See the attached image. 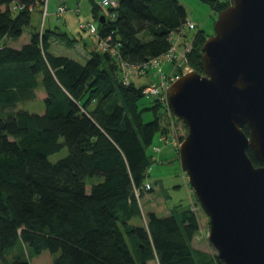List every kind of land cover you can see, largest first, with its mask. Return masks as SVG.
I'll use <instances>...</instances> for the list:
<instances>
[{"label": "trees", "instance_id": "obj_1", "mask_svg": "<svg viewBox=\"0 0 264 264\" xmlns=\"http://www.w3.org/2000/svg\"><path fill=\"white\" fill-rule=\"evenodd\" d=\"M201 1L216 14L231 3ZM90 2L98 37L119 44L129 64L165 52L169 34L188 20L177 0H117L107 16ZM39 6L42 0H0V264H221L192 249L198 224L184 208L148 212L145 226L133 222L140 211L134 190L149 175L147 149L168 129L163 105L154 100L140 110L142 88L124 85L107 53L90 52L83 63L51 53V40L67 33L41 27L21 46L6 44L20 39ZM192 31L190 65L203 74L208 35ZM35 97L41 112L16 109ZM63 147L67 155L51 163Z\"/></svg>", "mask_w": 264, "mask_h": 264}, {"label": "water", "instance_id": "obj_2", "mask_svg": "<svg viewBox=\"0 0 264 264\" xmlns=\"http://www.w3.org/2000/svg\"><path fill=\"white\" fill-rule=\"evenodd\" d=\"M200 51L203 74L189 72L166 91L187 129L180 165L221 264H264V0H232Z\"/></svg>", "mask_w": 264, "mask_h": 264}, {"label": "rangeland", "instance_id": "obj_3", "mask_svg": "<svg viewBox=\"0 0 264 264\" xmlns=\"http://www.w3.org/2000/svg\"><path fill=\"white\" fill-rule=\"evenodd\" d=\"M91 0H47L45 8L41 6L38 10H34L31 14V23L23 31L22 36L17 41L6 39V44L14 47L21 46L26 43L29 38V33L32 30L40 31L41 27L49 30H54L58 34L67 33L68 39L61 40L54 37L50 42L49 51L54 55H62L73 58L78 62L83 63L88 58L90 52H101L97 39L88 34L86 31H81L78 28L79 24L92 23L97 27V20L94 19L91 13ZM98 3L101 0H93ZM117 1V0H111ZM187 11L188 20L199 23L198 28L190 32L194 35L198 30H202L207 37L213 35V25L217 18V14L212 12L210 6L201 0H177ZM58 4L65 6V11L62 15L55 14ZM232 4V0L230 5ZM78 9V14L75 13ZM101 15H108V8H102ZM206 37V38H207ZM76 39L74 41H70ZM192 67V66H191ZM193 68V67H192ZM197 73V72H196ZM201 74V73H198ZM146 83V79H134L133 84L136 87ZM157 100L154 97L143 98L138 103V108L144 110L150 107L151 102ZM158 101V100H157ZM159 102V101H158ZM160 107V112L167 113V132L162 135H156L151 146L147 149V155L150 159L148 169L147 182L150 184V190H141L138 196L139 215L133 222L137 225L146 224V214L154 212L158 216H166L170 210L175 207L177 209L188 210L196 219L198 230L195 233L191 247L194 251L203 253L214 258L217 256L216 251L208 242L209 235V218L202 211L192 189L188 185V178L181 168L179 160L178 148L180 143L187 135V129L184 124L175 119L166 102ZM44 105L40 98H26L20 101L16 109H21L29 113H39L43 110ZM153 119L151 111H143L144 122H149ZM175 135V140L178 146L174 147L171 144L172 132ZM168 135L167 143L160 139L161 136ZM67 155V149L63 147L59 152L48 157L51 163H55L59 159ZM97 180V179H94ZM190 201V202H189ZM191 201L192 207L191 209ZM26 253L25 249L23 250ZM148 264H157L156 260L148 262Z\"/></svg>", "mask_w": 264, "mask_h": 264}, {"label": "built area", "instance_id": "obj_4", "mask_svg": "<svg viewBox=\"0 0 264 264\" xmlns=\"http://www.w3.org/2000/svg\"><path fill=\"white\" fill-rule=\"evenodd\" d=\"M44 7L46 6L47 0H42ZM101 8H115L117 7V1L101 0L97 3ZM65 6L58 4L55 14L57 16L62 15L65 11ZM75 13L78 14V9H75ZM112 17V16H110ZM198 24L187 20L185 24L173 31L168 36V49L160 55L150 58L149 60L138 63L129 64L121 56L119 51V44L111 45L109 38L100 39L97 34V29L92 23L79 24L80 30L88 32V34L94 36L97 39L99 50L102 53H107L111 58L114 59L119 71L121 82L124 85L133 83L134 79L145 78L146 83L140 86L142 88V94L145 98H156L160 104L166 102V91L167 89L180 77L192 72L193 68L190 65L189 55L193 48L194 38L189 36L188 32L195 30ZM171 130V128H170ZM172 132V130H171ZM173 132H175L173 130ZM172 132L171 144L176 147L177 144L174 133ZM165 143H167L168 135L160 137ZM150 184L145 182L143 190H150ZM134 196L138 200L139 191L134 190ZM190 202V201H189ZM191 209L192 207L191 201Z\"/></svg>", "mask_w": 264, "mask_h": 264}, {"label": "crops", "instance_id": "obj_5", "mask_svg": "<svg viewBox=\"0 0 264 264\" xmlns=\"http://www.w3.org/2000/svg\"><path fill=\"white\" fill-rule=\"evenodd\" d=\"M219 1H223V0H219ZM35 10H38V11H39L40 9L37 8V9H35ZM212 12H213V11H212ZM213 13H214V12H213ZM196 23H197V22H196ZM197 24L199 25V23H197Z\"/></svg>", "mask_w": 264, "mask_h": 264}]
</instances>
